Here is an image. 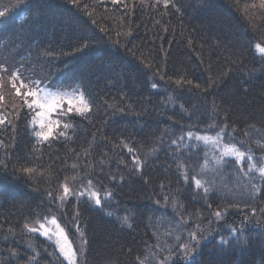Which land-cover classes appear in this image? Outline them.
Returning <instances> with one entry per match:
<instances>
[{"label": "trees", "instance_id": "16d2710c", "mask_svg": "<svg viewBox=\"0 0 264 264\" xmlns=\"http://www.w3.org/2000/svg\"><path fill=\"white\" fill-rule=\"evenodd\" d=\"M0 11V264H264L262 0ZM34 81L61 102L44 116ZM53 219L71 262L42 232Z\"/></svg>", "mask_w": 264, "mask_h": 264}, {"label": "snow or ice", "instance_id": "6c2138e0", "mask_svg": "<svg viewBox=\"0 0 264 264\" xmlns=\"http://www.w3.org/2000/svg\"><path fill=\"white\" fill-rule=\"evenodd\" d=\"M167 3H168V0H165V6L167 7ZM262 4H264V0H262ZM179 10V9H177ZM6 15L5 11H0V17H4ZM84 47H87L88 45L85 44L83 45ZM257 47L259 48L260 52L261 53H264V47H261L260 45H257ZM79 50V49H78ZM22 73L20 72L19 69L16 70V72L13 74V80H16L19 78V76L21 75ZM21 85H23V81L21 80ZM33 85H34V88L33 90H29L27 91L24 95H25V102L27 103V107L29 109H32L33 107L37 108V109H42L44 111H41V112H37L36 115L37 116H44L46 113H49L51 111H54L56 109V107L58 105H60V99L55 95L53 94L51 91H46L44 89H40L38 87L39 85V81H34L33 82ZM153 87H156L155 84L152 85ZM13 87H15V84H13ZM16 93L17 95L20 94V89L19 88H16ZM41 93H43L41 95ZM28 96H31L33 97L32 101L31 102H27V97ZM68 104L70 105L68 111H71L72 108H71V105H73L74 103H76V101H73L72 99H69L68 101ZM80 103H83V96L81 95V99L79 101ZM87 110V105L85 104L84 107L80 108L79 111L81 113H83L84 111ZM122 110V109H121ZM0 123H3V119H0ZM225 127H227V125H225ZM39 128H40V131H37L35 133V135L37 137H40V138H43L44 140H47L49 135L51 134V130H52V124L51 123H45L44 121H41L40 124H39ZM61 135H63V133H61ZM189 137H191V133L188 134ZM197 139H208V137H197ZM225 155H234L238 160H242L243 157H244V153L243 152H240V151H237L235 149H232L230 151H226L225 152ZM140 161L137 159L136 160V164L139 165ZM217 163H219V161H217ZM250 167H255L254 164L250 165ZM27 171H32V169H26ZM258 171L264 175V167H260L258 169ZM116 177H113V179H115ZM121 179H123V177H121ZM200 181L197 180L196 181V184L199 185ZM205 192H207V189H205ZM81 195H83V193H81ZM93 196H96L95 193H93ZM95 203L97 205H100L101 204V201L100 199L98 198V196H96V199H95ZM237 207H239V205L237 204L236 205ZM245 206H248L247 203L245 204ZM227 209H225L226 211ZM253 212L256 211V209L253 207L251 209ZM261 212H264V209H261ZM109 215H111V213H109ZM214 215L215 217L217 218H221V211L217 210L214 212ZM125 220L127 221V217H125ZM52 224H56V220L53 219L52 220ZM129 227H132L131 224L128 225ZM197 227L199 228V225H197ZM41 228H43V225H41ZM32 231H36V229H33ZM45 236H49V232L47 229L44 230V233H43ZM190 236H192L193 238L195 237V233H189ZM49 238L51 239V237L49 236ZM179 239V238H177ZM243 240L244 243H246V239L242 238V237H237V241H241ZM57 243H59V240L57 241ZM85 243H87V241H85ZM221 243L222 244H226L228 243L227 240L225 239H221ZM184 250H185V254L186 256L190 254V244L189 243H182L180 245ZM61 250L63 251V246L61 247ZM67 258L69 259V261L71 262L72 260V256L71 255H68Z\"/></svg>", "mask_w": 264, "mask_h": 264}, {"label": "rangeland", "instance_id": "374dc122", "mask_svg": "<svg viewBox=\"0 0 264 264\" xmlns=\"http://www.w3.org/2000/svg\"><path fill=\"white\" fill-rule=\"evenodd\" d=\"M47 229L48 232H49V236H53L55 237V243L56 245L61 248L63 246V251H67L70 255V247L71 245L69 244L67 238L65 237L64 233L60 230V228L55 224H48L46 227H43L42 228V232L44 233V230ZM59 240V243H57V241ZM61 250V249H60ZM72 258L73 260H75L76 258V255L74 257V252H73V255H72Z\"/></svg>", "mask_w": 264, "mask_h": 264}]
</instances>
